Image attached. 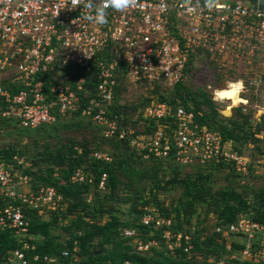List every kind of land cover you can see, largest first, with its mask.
<instances>
[{
  "label": "built area",
  "instance_id": "obj_1",
  "mask_svg": "<svg viewBox=\"0 0 264 264\" xmlns=\"http://www.w3.org/2000/svg\"><path fill=\"white\" fill-rule=\"evenodd\" d=\"M214 2L215 7L209 10L205 0H134L122 12L109 9L106 22L97 25L80 19L82 9L73 6L71 0H0V121L36 129L71 115L80 107V95L86 92L83 73L95 66L96 97L89 100L82 115L102 126L106 139L131 137L135 130H120L117 117L107 115L106 106L113 102L122 76L152 89L173 88L184 81L190 60L199 50H212L219 41L225 43L243 34L264 39V10L235 0ZM49 74L53 76L45 79ZM143 117L158 123L152 133L140 128V133L130 138V145L145 159L173 154L175 161L185 166L224 159L238 172L248 168V160L232 143L200 126L193 111L181 106L173 111L154 99ZM93 157L111 160L102 152H94ZM14 159L27 165L23 158ZM12 169L11 164L0 161V199L9 202L0 207V233L10 231L18 245L2 264H81L77 242L72 250L63 251L61 258L36 253V235L30 232L24 207L42 215L65 211L66 205L56 189H33L31 177ZM107 178V174L102 175L99 189H105ZM71 179L74 183L92 182L83 168H77ZM153 222L155 229L172 225L171 219L151 213L142 218L145 225ZM214 231L220 234L218 242L226 241L228 251L232 241L245 244V249L232 258L263 264L264 225L241 216L236 223L217 226ZM122 234L135 239L139 252L158 246L156 240L144 244L136 238L135 229H123ZM163 238L168 254L174 255L183 239L187 244L184 251L191 254V234L165 230ZM255 240H259L260 248L254 251ZM62 258L71 260L66 263Z\"/></svg>",
  "mask_w": 264,
  "mask_h": 264
},
{
  "label": "trees",
  "instance_id": "obj_2",
  "mask_svg": "<svg viewBox=\"0 0 264 264\" xmlns=\"http://www.w3.org/2000/svg\"><path fill=\"white\" fill-rule=\"evenodd\" d=\"M198 54H193L186 75L191 73ZM83 74L86 79L84 85L86 92L80 95V107L71 115L60 117L55 123L42 125L36 129H24L13 126L6 120L0 121V135L6 131V134L15 137L13 143L0 147V161L11 164L13 172L17 170L21 175L31 177L33 189L42 186L53 187L63 196V202L66 205L65 211L60 213L49 211L51 215L49 220L43 219L38 210L24 207L25 216L30 220V232L36 235L33 241L37 245L36 253L41 256L61 258L62 252L72 250L74 242H77L82 264H125L127 261L133 264H190L199 254H204L206 257L212 254L218 256L221 250L229 256L230 259H227L231 264H256L253 261L231 257L245 249V244L232 241V250L228 251L226 241L223 243L217 241L220 234L213 231L206 237L203 236L201 228L205 219L200 220L199 217L201 211L204 217L213 214L217 220L216 227L234 224L241 216L264 225V190H260L253 201H248L242 193H238L231 187L214 193L206 185L211 181V177L215 178L221 171L226 170L239 174L231 163L221 159L220 162L212 161L205 165L185 166L178 164L173 154L168 157L152 156L145 159L142 153L137 152L130 145V138L139 134L140 128H144L145 133H152L157 129L156 121L143 117L145 108L154 100L153 96L158 98V101L169 105L173 111L179 106L187 111H193L195 121L200 126L218 132L223 141L231 142L234 150L241 156L244 154L237 149V144H250L252 140L264 142V116L259 123L253 125H247L251 121L249 116L242 112V108H237L231 117H224L217 110L218 105L206 91L190 90L185 82L173 88L156 86L152 89L148 85L151 88L148 92L149 97L140 105L122 104L121 91L122 87H126L127 82L126 77L122 76L115 87L113 102L106 106L107 115L117 117L120 130L132 129L136 132L126 139L118 137L106 139L103 136L104 128L93 122L91 117L82 115V110L88 105L89 100L96 97L98 84L96 67L92 66L90 72ZM50 76L53 75L49 74L44 78L48 79ZM131 111H137V119L131 117ZM67 117L74 121L86 122L89 130L93 132L92 138L82 141L68 139L66 143L61 144L62 147L56 148L55 153L37 152L38 142L41 140L47 142L52 138L53 130L57 132L62 120L64 121ZM258 135L261 139H258ZM24 138L28 141L22 144ZM102 143V146L98 145ZM110 146L115 150L107 151L111 148ZM120 150H123V153ZM94 152L106 153L111 160L108 162L97 160L93 157ZM121 154H125L128 160L120 159ZM14 157L23 158L27 167L18 164ZM130 161L139 168L132 167ZM43 163L50 166L42 169ZM77 168H83L92 182L74 183L71 178ZM184 171L188 173L184 174ZM103 174H107L108 178L104 191H101L99 182ZM143 179L146 180L141 185H137ZM178 187L182 188V193L172 201L168 202L158 197L160 192L173 191ZM91 195L93 198L89 199ZM8 203V200L0 199L1 208ZM123 205H129L125 213L122 209ZM149 213L171 219L172 225L160 229L154 228V222L145 225L142 223V218ZM71 214H77V217L63 228L69 233V238L60 240L59 236L54 235V231L58 229L60 219L69 217ZM105 216L107 221L102 222ZM193 221H195L194 224ZM192 225L195 226V230H192L194 227ZM123 229H135L138 232L136 238L144 244L156 240L158 246L152 247L149 252H139L135 239L124 237ZM165 230H171L176 234H191L193 236L191 256L184 251L187 246L184 239L183 245L176 248L174 255L168 254L166 241L163 238ZM238 236L245 239L243 234ZM259 244V240H255L254 251L260 248ZM17 246L10 231L0 233V264L8 252ZM151 251L152 254H150ZM62 259L66 263L71 260ZM202 264L209 263L204 261Z\"/></svg>",
  "mask_w": 264,
  "mask_h": 264
},
{
  "label": "rangeland",
  "instance_id": "obj_3",
  "mask_svg": "<svg viewBox=\"0 0 264 264\" xmlns=\"http://www.w3.org/2000/svg\"><path fill=\"white\" fill-rule=\"evenodd\" d=\"M226 81H243L245 91L242 98L246 101V104H240L226 109L223 104L216 103L218 105L217 110L222 116L231 117L237 108H242V112L249 116L251 121L248 122L247 125L259 123L264 116V39L262 37L257 38L255 35L246 36L243 34L242 37L238 39L237 37H235V39H229L225 43L219 41V43L212 46V50L204 52L199 51L195 63L192 66L191 73L187 74L183 82H185V85L190 90L202 89L206 91L213 100L215 90L222 87ZM125 84L127 88L122 87L121 91L122 104L140 105L144 99L149 97L148 92L150 87L148 84L140 82L132 83L128 81ZM153 99L158 98L153 96ZM131 115L133 119H137L138 117L137 111H131ZM70 119L71 118L67 117L64 121L62 120L58 131L54 132L53 130V136L47 142L42 140L39 141L37 152L40 154H45V152L55 153L54 151H56V148L62 147L61 144L66 143L68 139L82 141L92 138L91 134L93 135V132L89 130V126H87L86 122ZM85 127L87 128L84 129ZM5 132L6 131L0 135V147H5L15 141L14 136L6 134ZM88 133H90V135ZM257 137L261 139L260 135ZM26 141H28V139L24 138L22 144L26 143ZM98 145L102 146L103 143ZM236 146L237 149L244 154L243 156L248 160V164H250L247 170L239 171L238 175L227 170L221 171L215 178L211 177V181L206 185L209 186L214 193L231 187L238 193H242L248 201H253L257 193L260 190H264V142L261 140H252L250 144L244 143L243 145L237 144ZM110 147L111 150L109 149L107 151H112V149H114L112 146ZM105 149H107V147H105ZM120 152L123 153V150H120ZM120 156V159L128 160L125 154H121ZM41 158L43 157L41 156ZM130 164L132 167L139 168L131 161ZM53 165L56 167L54 161ZM49 166L50 165L43 163L42 169H47ZM25 167L27 166L25 165ZM186 173H188V171H184V174ZM145 180L146 179L139 181L140 184L137 185H141ZM181 193L182 188L178 187L173 191L168 192L166 190L165 192H160L158 197L170 202ZM93 196L91 195V199ZM122 207L125 213L129 205H123ZM152 210L154 209L152 208ZM201 212L199 219H205V223L202 222L203 226L201 232H203V236L206 237L209 233H213L217 220L213 214L204 217L203 211ZM42 216L45 220H49L51 217L47 212H44ZM76 217L77 214H71L69 217L61 218L58 229L54 231V235L59 236L60 240L63 241L68 239L69 233L64 231L63 228L68 226ZM105 221H107V216L102 220V222ZM194 223L195 221H193V224ZM239 241H241V239H239ZM149 251L150 250H146L144 252ZM219 252L220 254L218 256L212 254L206 257L204 254H199L191 263L202 264L204 261H207L209 264H231L227 259L229 256L222 250ZM150 254H152V251Z\"/></svg>",
  "mask_w": 264,
  "mask_h": 264
},
{
  "label": "clouds",
  "instance_id": "obj_4",
  "mask_svg": "<svg viewBox=\"0 0 264 264\" xmlns=\"http://www.w3.org/2000/svg\"><path fill=\"white\" fill-rule=\"evenodd\" d=\"M73 6L79 5L82 9L80 19L89 23L103 25L106 22L108 10L122 12L134 3V0H71ZM205 7L211 10L215 7L214 0H205ZM145 21L148 17H144ZM245 91L243 81H226L223 86L217 88L213 94V101L230 108L240 104H246L242 96Z\"/></svg>",
  "mask_w": 264,
  "mask_h": 264
},
{
  "label": "water",
  "instance_id": "obj_5",
  "mask_svg": "<svg viewBox=\"0 0 264 264\" xmlns=\"http://www.w3.org/2000/svg\"><path fill=\"white\" fill-rule=\"evenodd\" d=\"M249 3L257 6L261 10H264V0H249Z\"/></svg>",
  "mask_w": 264,
  "mask_h": 264
},
{
  "label": "flooded vegetation",
  "instance_id": "obj_6",
  "mask_svg": "<svg viewBox=\"0 0 264 264\" xmlns=\"http://www.w3.org/2000/svg\"><path fill=\"white\" fill-rule=\"evenodd\" d=\"M235 1H241V2H245V3H249V0H235Z\"/></svg>",
  "mask_w": 264,
  "mask_h": 264
},
{
  "label": "crops",
  "instance_id": "obj_7",
  "mask_svg": "<svg viewBox=\"0 0 264 264\" xmlns=\"http://www.w3.org/2000/svg\"><path fill=\"white\" fill-rule=\"evenodd\" d=\"M220 1H229V0H220Z\"/></svg>",
  "mask_w": 264,
  "mask_h": 264
},
{
  "label": "bare ground",
  "instance_id": "obj_8",
  "mask_svg": "<svg viewBox=\"0 0 264 264\" xmlns=\"http://www.w3.org/2000/svg\"><path fill=\"white\" fill-rule=\"evenodd\" d=\"M237 82V81H236Z\"/></svg>",
  "mask_w": 264,
  "mask_h": 264
}]
</instances>
